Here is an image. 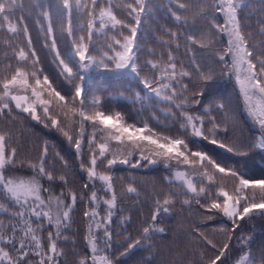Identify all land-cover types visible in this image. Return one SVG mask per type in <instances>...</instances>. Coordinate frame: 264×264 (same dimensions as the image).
Instances as JSON below:
<instances>
[{
    "label": "snow or ice",
    "instance_id": "6c2138e0",
    "mask_svg": "<svg viewBox=\"0 0 264 264\" xmlns=\"http://www.w3.org/2000/svg\"><path fill=\"white\" fill-rule=\"evenodd\" d=\"M257 222L264 0H0V264H264Z\"/></svg>",
    "mask_w": 264,
    "mask_h": 264
},
{
    "label": "trees",
    "instance_id": "16d2710c",
    "mask_svg": "<svg viewBox=\"0 0 264 264\" xmlns=\"http://www.w3.org/2000/svg\"><path fill=\"white\" fill-rule=\"evenodd\" d=\"M19 2L26 4L28 2V0H19ZM231 87H232L231 82H228V81L222 82V90L223 91L228 92L231 90ZM177 219H179V218H177ZM171 223L173 226H177V220H173ZM256 227H257V231H256L257 240H264V226H262L260 222H257Z\"/></svg>",
    "mask_w": 264,
    "mask_h": 264
}]
</instances>
